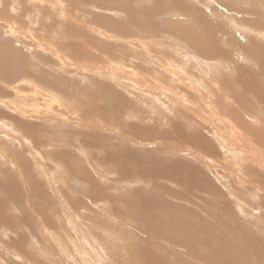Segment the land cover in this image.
Returning <instances> with one entry per match:
<instances>
[{"label": "rangeland", "instance_id": "1", "mask_svg": "<svg viewBox=\"0 0 264 264\" xmlns=\"http://www.w3.org/2000/svg\"><path fill=\"white\" fill-rule=\"evenodd\" d=\"M51 45L131 74L61 72ZM0 75V99L51 86L84 120L0 104V264H264V0H0Z\"/></svg>", "mask_w": 264, "mask_h": 264}, {"label": "bare ground", "instance_id": "2", "mask_svg": "<svg viewBox=\"0 0 264 264\" xmlns=\"http://www.w3.org/2000/svg\"><path fill=\"white\" fill-rule=\"evenodd\" d=\"M60 6V5H59ZM115 8V7H114ZM87 24V22H86ZM85 24L86 27H88L87 25ZM89 26H92L91 24ZM98 27V26H97ZM100 32L103 33V34H106L108 35V33L104 30V29H101L100 27H98ZM92 29V28H91ZM94 30V29H93ZM92 31V30H91ZM97 31V30H96ZM36 38H34L35 40ZM51 41V40H49ZM52 44V43H51ZM44 45V44H43ZM47 45V44H46ZM49 45V44H48ZM43 47V46H42ZM44 48V47H43ZM42 48V49H43ZM46 50L44 51H49L50 53H52L53 55H55L59 60H60V64L56 67L58 68L57 70H60L61 72H64L68 69V68H72L74 67L76 69V71L79 73L82 74V78H87V77H93V75H98V76H102L104 79H110V80H114V81H117L118 83H120L119 79L120 77H116V74L115 71L116 70H119V71H124V72H127L128 74H131L130 71L132 70V66L131 65H126L125 63H123L122 61H119V60H115L113 58H109L108 56H104L103 58H100V59H97V60H94L93 62H77L75 61L74 59H71L69 58L68 56L64 55L63 53H61V51L57 48H55V45H51V46H47L45 47ZM107 61H111L109 65H106V62ZM136 64V63H135ZM139 66V64H137ZM131 66V67H130ZM136 66V65H135ZM134 69V68H133ZM106 70H108L106 72ZM138 70V69H137ZM134 71V70H133ZM15 72V71H14ZM23 72V71H22ZM59 72V71H57ZM135 72H137L135 70ZM5 73V72H4ZM28 73V72H27ZM138 74V75H137ZM132 73V77L130 78V80H132L134 82V84L137 85V91H145V90H150L151 87L153 86V82H154V79L151 78L150 81L148 79L145 78L144 75L141 74V72L139 73ZM24 75V74H22ZM123 75V74H122ZM26 76V75H24ZM60 76V75H59ZM64 76V75H63ZM138 76H141V77H138ZM144 76V77H143ZM1 77V75H0ZM12 78V77H11ZM37 78V77H36ZM128 78V77H127ZM1 79V78H0ZM28 79V78H27ZM30 79L32 78H29V81ZM39 79V77H38ZM45 79V78H44ZM75 79V78H74ZM73 79V80H74ZM94 79V78H93ZM40 80V79H39ZM43 80V79H42ZM63 81L64 78L62 79ZM72 80V79H71ZM71 81V82H75V81ZM83 81V79H81ZM125 79H123L124 81ZM129 80V79H128ZM127 80V81H128ZM179 80V79H177ZM7 81V80H6ZM25 81V79H24ZM35 81H31V83H33ZM37 82V81H36ZM46 82V81H45ZM69 82V81H68ZM68 82L64 85H67ZM90 82V81H89ZM93 82V81H92ZM196 83V81H194ZM77 83V82H75ZM95 83V82H94ZM125 83V82H123ZM127 83V82H126ZM47 85H51V83L47 82L46 83ZM71 85V87L73 88V85L72 83H69ZM78 84V83H77ZM91 84V83H90ZM121 84V83H120ZM128 84V83H127ZM198 84V82H197ZM21 85H25V84H21ZM92 85V84H91ZM94 85V84H93ZM131 85V84H130ZM2 87V86H1ZM4 87H6V89L8 90H11V89H15L16 87H19V84H17V82H14L11 83V84H4ZM65 87V91H70V89L72 88H69L67 86H64ZM51 86L49 89H46L45 87H42V86H38V85H32L31 86V90L34 91V92H30V93H24V95H22V97H19V98H12V99H8V100H4V99H0V104L1 106H5L6 109H8L12 114H17V113H23V116L30 119L32 122H34V124L37 126L38 124L39 125H44L42 124L43 122H48V124L50 126H53L54 123H82L80 120L84 121L82 118L80 117H75V113L73 114V107H75V104L72 100H70V98L68 96H66L65 94L61 93L59 96L58 93L55 94V92H48L49 90H51ZM6 90V91H8ZM73 90V89H72ZM53 91V90H52ZM64 91V90H62ZM80 89L77 91L79 92ZM156 91H161V93H163V91L167 92L169 94V91H172L171 90V87H167V86H160L159 89H156ZM16 92V90H15ZM50 93H52L53 95H51ZM154 93L153 95H156L158 94V92H156L157 94H155V92H152ZM17 94V93H15ZM20 94V93H19ZM17 94V95H19ZM164 95V94H163ZM171 97H169L168 95L165 94V97L168 96V98L172 99V102H178L174 93H171L170 94ZM7 96V95H6ZM160 96V95H158ZM1 97V96H0ZM62 97V98H61ZM162 99V96H160ZM156 100V98H155ZM117 101V100H116ZM189 100L187 98H183V102H188ZM167 104V103H166ZM170 104V103H169ZM165 105V104H163ZM194 106V105H193ZM171 109V108H170ZM37 110V111H36ZM211 111V115H212V120L215 121V122H218L219 120L221 119H225V117L219 115L218 113L216 112H213V110H210ZM221 113V112H220ZM222 114V113H221ZM225 115V114H224ZM75 117V118H74ZM230 117V116H229ZM93 118V117H92ZM95 118V117H94ZM200 119V118H199ZM12 120V119H11ZM40 120L41 122L38 123L36 121ZM3 121V118L0 119V122ZM103 121V120H102ZM232 121V120H231ZM230 120H226V125L224 126H227L228 130H230V132L232 133V131L238 127L237 125H234ZM87 122V121H86ZM109 122V120L107 121ZM202 122V121H200ZM8 123V122H6ZM85 124V123H84ZM88 124V122H87ZM100 124V122L97 120L96 118V123H95V126H98ZM110 124V123H109ZM208 124V123H207ZM34 125V126H35ZM86 125V124H85ZM102 125V124H101ZM103 126L106 128L107 127V123L104 122ZM102 126V127H103ZM7 128L9 126H6ZM209 127V126H208ZM211 127V126H210ZM12 128V126H11ZM97 128V127H95ZM211 128H214V127H211ZM8 131H9V128H8ZM10 132V131H9ZM229 138L231 139V136L229 135ZM181 148V147H180ZM179 149V148H178ZM181 150H183L181 148ZM238 152V150H236ZM211 158V157H210ZM209 159V158H208ZM212 159V158H211ZM215 159V158H213ZM224 159V167L225 169L227 170V172H229L230 169H234L235 168V165L233 164L232 166L225 162V158ZM227 159V158H226ZM207 160V159H206ZM208 161V160H207ZM209 162V161H208ZM212 163V161H210ZM10 163V162H8ZM210 163V164H211ZM215 163V162H214ZM217 164V163H216ZM209 165V163H208ZM215 166V165H214ZM220 166V165H219ZM42 167L44 170L46 171H50L45 164H42ZM221 167V166H220ZM213 168V167H212ZM215 168V167H214ZM222 169V168H221ZM236 169V168H235ZM235 171V170H234ZM233 171V172H234ZM239 171V170H237ZM232 172V171H231ZM236 172V171H235ZM240 172V171H239ZM238 173V172H237ZM231 174V173H230ZM241 174V173H240ZM238 175V174H236ZM235 176V175H234ZM63 177V176H62ZM228 178V177H227ZM57 178H55L54 180H56ZM54 182H57L54 181ZM53 190H54V187H53ZM63 195L61 194H58V197L62 198ZM64 201L65 198H64ZM62 205H64V202L62 203ZM65 205H69V204H65ZM70 206V205H69ZM71 208V207H70ZM67 209V208H66ZM72 209V208H71ZM68 210V209H67ZM69 211V210H68ZM71 211V210H70ZM87 239V238H86ZM99 240V239H97ZM96 240V241H97ZM88 241V245L89 243H94V241ZM73 243V242H72ZM98 243V242H96ZM74 244V243H73ZM101 244V243H99ZM75 246H77L76 244H74ZM97 245V244H96ZM95 245V246H96ZM74 246V247H75ZM91 246V245H90ZM98 246V245H97ZM78 247V246H77ZM101 247V246H100ZM76 248V247H75ZM89 248V247H88ZM87 248V249H88ZM98 248V247H97ZM80 249V248H77V250ZM89 249H92L93 251V254H94V248L92 246V248H89ZM76 250V251H77ZM85 251H86V247L83 248V251H80L78 253V255L80 256L81 259L85 258L86 254H85ZM97 251V250H95ZM100 251V250H99ZM96 256V255H95ZM94 259V257L92 258ZM85 261H87V259H85Z\"/></svg>", "mask_w": 264, "mask_h": 264}]
</instances>
